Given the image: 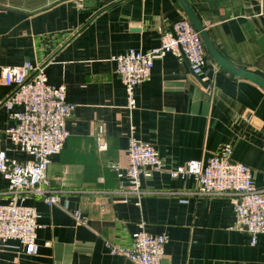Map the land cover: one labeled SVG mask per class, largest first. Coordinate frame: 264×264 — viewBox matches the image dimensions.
Wrapping results in <instances>:
<instances>
[{
	"label": "crops",
	"instance_id": "crops-1",
	"mask_svg": "<svg viewBox=\"0 0 264 264\" xmlns=\"http://www.w3.org/2000/svg\"><path fill=\"white\" fill-rule=\"evenodd\" d=\"M87 1L0 0V151L20 164L31 160L4 133L14 123L3 107L11 91L3 69L26 62L43 67L48 83L64 85L67 102L76 105L64 148L47 169L46 187L60 191L59 204L24 201L39 216L38 253L20 254L10 241L0 244V264H133L107 245L128 249L138 231L166 235L162 264H264V235L252 246L235 231L227 198L195 197L192 179L155 173L142 180L152 194L122 203L110 167L126 166L130 139L150 143L165 169L205 162L229 146L231 159L249 167L255 186L264 189V91L230 76L207 53L200 76L168 53L154 59L128 108L112 58L159 47L186 15L176 0ZM186 1L221 56L264 79V0ZM95 126L102 128L105 151L97 148ZM10 198L0 176V205ZM76 211L86 225L73 218Z\"/></svg>",
	"mask_w": 264,
	"mask_h": 264
},
{
	"label": "built area",
	"instance_id": "built-area-1",
	"mask_svg": "<svg viewBox=\"0 0 264 264\" xmlns=\"http://www.w3.org/2000/svg\"><path fill=\"white\" fill-rule=\"evenodd\" d=\"M260 16L264 17V9ZM168 53L187 61L191 74L202 75L207 54L199 33L186 18L177 21L171 33H165L159 47L147 53L130 50L112 58L115 72L127 93L128 108L134 107V88L150 78L154 59ZM2 83L11 90L3 107L14 123L4 133L31 160L20 164L10 160L5 151H0V176L8 183L11 195L9 203L0 205V244L16 242L20 254L35 256L39 248L36 243L39 216L24 201L35 197L49 208L59 204L60 191L46 187L47 169L50 160L64 148L69 136L66 124L76 105L67 102L64 85H50L44 68L29 62L3 69ZM94 133L98 150L105 151L107 145L102 128L95 126ZM126 157V166L110 165L119 180L115 194L122 203L152 194L143 189L142 180L155 173H166L170 179L189 178L196 184L191 195L225 197L230 201L235 214L233 229L247 234L252 246L258 236L264 235V189L255 186L249 167L231 159L229 146L205 162L189 160L184 165L165 169L150 143L130 139ZM72 215L79 224H87L79 211ZM166 243V235L154 236L138 231L131 235V247L128 249L107 246L113 255L123 256L133 264H162Z\"/></svg>",
	"mask_w": 264,
	"mask_h": 264
},
{
	"label": "water",
	"instance_id": "water-1",
	"mask_svg": "<svg viewBox=\"0 0 264 264\" xmlns=\"http://www.w3.org/2000/svg\"><path fill=\"white\" fill-rule=\"evenodd\" d=\"M93 0H88L87 2H92ZM178 4L183 9L186 19L190 22V24L194 27V29L199 33V36L202 40L203 46L205 48L206 53L211 57L212 61L222 69L224 72L233 77H238L244 79L260 89L264 91V79L252 72L241 69L240 67L230 63L225 58H223L215 49L213 43L211 42L205 27L201 24L199 19L197 18L195 12L189 5L186 0H176Z\"/></svg>",
	"mask_w": 264,
	"mask_h": 264
}]
</instances>
